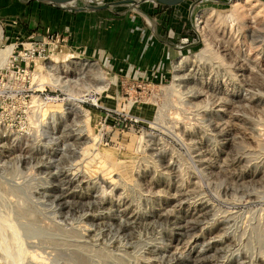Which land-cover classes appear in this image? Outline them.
<instances>
[{
    "label": "rangeland",
    "instance_id": "rangeland-1",
    "mask_svg": "<svg viewBox=\"0 0 264 264\" xmlns=\"http://www.w3.org/2000/svg\"><path fill=\"white\" fill-rule=\"evenodd\" d=\"M190 18L161 82L0 40V264H264V0Z\"/></svg>",
    "mask_w": 264,
    "mask_h": 264
},
{
    "label": "crops",
    "instance_id": "crops-1",
    "mask_svg": "<svg viewBox=\"0 0 264 264\" xmlns=\"http://www.w3.org/2000/svg\"><path fill=\"white\" fill-rule=\"evenodd\" d=\"M200 1L70 0L60 6L48 0H0L1 41L50 33L59 39L50 46L54 61L88 58L124 83L161 82L185 50L179 38H195L190 13Z\"/></svg>",
    "mask_w": 264,
    "mask_h": 264
},
{
    "label": "built area",
    "instance_id": "built-area-1",
    "mask_svg": "<svg viewBox=\"0 0 264 264\" xmlns=\"http://www.w3.org/2000/svg\"><path fill=\"white\" fill-rule=\"evenodd\" d=\"M16 22V20H13ZM2 30L0 29V40L2 39ZM188 40V37L185 36ZM58 37L53 34L47 33L44 38H38L34 34L30 33L25 37L16 36L15 39L9 41V45L12 46V50L8 55V61L6 66L15 68V72L22 74L23 76H30L33 74V70L30 69V65L37 60H46L50 57V46L53 42H57ZM7 46V45H5ZM43 67L44 65L41 64ZM39 71L42 68H38ZM44 89L40 88V91ZM8 90L6 87L0 86V116L2 109L4 108L1 98L8 96ZM0 124H3L2 118L0 117ZM7 128V127H6ZM3 142H0V147Z\"/></svg>",
    "mask_w": 264,
    "mask_h": 264
},
{
    "label": "water",
    "instance_id": "water-1",
    "mask_svg": "<svg viewBox=\"0 0 264 264\" xmlns=\"http://www.w3.org/2000/svg\"><path fill=\"white\" fill-rule=\"evenodd\" d=\"M48 1L52 2L55 5L61 6L63 5V3L68 2L70 0H48ZM124 1H128L133 4L141 3L144 1H151L155 4H160V5H174L182 2L183 0H124Z\"/></svg>",
    "mask_w": 264,
    "mask_h": 264
},
{
    "label": "bare ground",
    "instance_id": "bare-ground-1",
    "mask_svg": "<svg viewBox=\"0 0 264 264\" xmlns=\"http://www.w3.org/2000/svg\"><path fill=\"white\" fill-rule=\"evenodd\" d=\"M213 10V9H212ZM11 50H12V47H10L9 49H8V55L10 54V52H11ZM1 53V52H0ZM6 53V52H5ZM7 56V55H6ZM8 60V59H7ZM51 67V66H50ZM101 88V87H100ZM200 254V253H199ZM197 259H198V257H196ZM192 259V258H191ZM196 260V259H195ZM12 264H21L18 260H16L15 259V261H13L12 262Z\"/></svg>",
    "mask_w": 264,
    "mask_h": 264
}]
</instances>
